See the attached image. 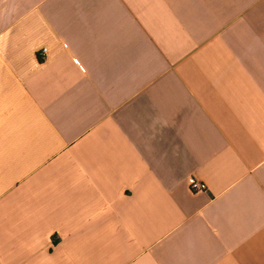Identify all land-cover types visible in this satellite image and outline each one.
I'll return each instance as SVG.
<instances>
[{
    "label": "crops",
    "instance_id": "crops-1",
    "mask_svg": "<svg viewBox=\"0 0 264 264\" xmlns=\"http://www.w3.org/2000/svg\"><path fill=\"white\" fill-rule=\"evenodd\" d=\"M0 264H264V0H0Z\"/></svg>",
    "mask_w": 264,
    "mask_h": 264
},
{
    "label": "built area",
    "instance_id": "built-area-1",
    "mask_svg": "<svg viewBox=\"0 0 264 264\" xmlns=\"http://www.w3.org/2000/svg\"><path fill=\"white\" fill-rule=\"evenodd\" d=\"M46 53H47V49H43L41 51L40 56H42V59H44ZM188 185L193 193H201L207 191V185L204 182L196 179L195 177H189Z\"/></svg>",
    "mask_w": 264,
    "mask_h": 264
}]
</instances>
